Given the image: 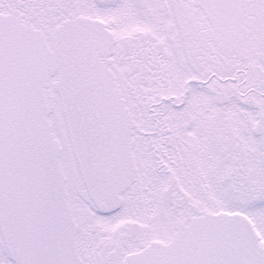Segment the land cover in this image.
<instances>
[{"label":"snow or ice","instance_id":"6c2138e0","mask_svg":"<svg viewBox=\"0 0 264 264\" xmlns=\"http://www.w3.org/2000/svg\"><path fill=\"white\" fill-rule=\"evenodd\" d=\"M0 264H264V0H0Z\"/></svg>","mask_w":264,"mask_h":264}]
</instances>
